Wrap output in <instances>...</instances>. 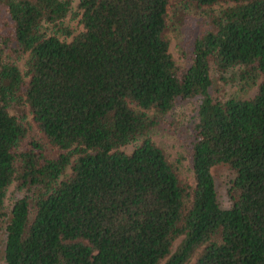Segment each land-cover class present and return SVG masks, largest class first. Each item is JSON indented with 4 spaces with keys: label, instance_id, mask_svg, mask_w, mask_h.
<instances>
[{
    "label": "trees",
    "instance_id": "trees-1",
    "mask_svg": "<svg viewBox=\"0 0 264 264\" xmlns=\"http://www.w3.org/2000/svg\"><path fill=\"white\" fill-rule=\"evenodd\" d=\"M218 2L177 67L167 8ZM210 64L254 94L212 97ZM193 98L187 183L150 134ZM0 234L1 264H264V0H0Z\"/></svg>",
    "mask_w": 264,
    "mask_h": 264
},
{
    "label": "rangeland",
    "instance_id": "rangeland-1",
    "mask_svg": "<svg viewBox=\"0 0 264 264\" xmlns=\"http://www.w3.org/2000/svg\"><path fill=\"white\" fill-rule=\"evenodd\" d=\"M74 5L75 0H71L72 9ZM228 5L230 4L221 2L208 7L182 6L176 5V3L169 5L166 14L167 29L164 37L168 41V50L177 67L182 68L187 64L192 41L206 29L210 28L212 17L216 16L222 8ZM64 23L69 28L77 29L76 18L70 13H68ZM236 73V68H233L227 70V72L219 77L213 65L210 64L209 74L212 81L209 90L210 95L220 99L228 97L244 99L251 97L255 92V85L239 80ZM196 105L197 98L175 103L172 109L161 118L159 126L153 128L150 134L153 142L161 148L178 177L187 183H191V171L184 138L189 133V126L195 115ZM8 111L10 114L20 116L23 120L27 129L26 138H32L33 140L41 142L46 150L51 152V148L45 146V141L41 134L31 125L30 114L25 105L12 104L9 106ZM131 148V145H126L121 149L129 152ZM211 172L215 183L218 203L222 208H225L228 206L226 189L232 177V172L224 165L214 166ZM26 191L24 189H18L13 182L9 184L3 200L4 210H8L15 199L24 195L31 196L33 191ZM0 236L2 235L0 234ZM197 253L198 251L192 256L190 261L193 260Z\"/></svg>",
    "mask_w": 264,
    "mask_h": 264
}]
</instances>
